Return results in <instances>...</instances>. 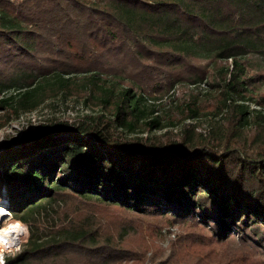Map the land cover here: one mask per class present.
Returning <instances> with one entry per match:
<instances>
[{
	"label": "trees",
	"instance_id": "obj_1",
	"mask_svg": "<svg viewBox=\"0 0 264 264\" xmlns=\"http://www.w3.org/2000/svg\"><path fill=\"white\" fill-rule=\"evenodd\" d=\"M0 13V108L62 97L94 111L0 147V198L22 226L0 245L34 237L4 264L264 260V0H0Z\"/></svg>",
	"mask_w": 264,
	"mask_h": 264
},
{
	"label": "rangeland",
	"instance_id": "obj_2",
	"mask_svg": "<svg viewBox=\"0 0 264 264\" xmlns=\"http://www.w3.org/2000/svg\"><path fill=\"white\" fill-rule=\"evenodd\" d=\"M231 62V60H229ZM195 87L194 84H189L188 87ZM206 86L205 83H202L199 89H203ZM176 90L174 91L171 90V94H176V95H183V93H187L188 89L186 88L187 86L185 85H176ZM258 91L261 94V96H264V81L260 82L258 85ZM163 98L165 100L167 97ZM183 98V96H181ZM255 106V105H254ZM94 113L93 109L86 107L84 104L81 102L74 100L72 98L69 99H64L62 97H57L53 100H50L43 104L42 106L31 110V111H26L21 113L20 115H16L15 113L7 110V109H2L0 108V147L4 146L5 143L9 140L13 139H21L22 134L26 131H30L31 133H36L43 125L49 124V123H55L58 121H74V120H79L81 118H84L85 115ZM211 120H200V127H198L199 130L204 131L207 129L209 126H211ZM166 129L162 130H153V131H147L145 133H142L143 137H152L155 134L163 133L165 132ZM178 131L179 129L176 128L174 129ZM129 137L133 138L136 135L135 134H130L128 135ZM2 197L0 198V203L7 204L9 203L10 199V194L8 193L6 188H3L2 192ZM9 210V207H8ZM20 215H23L21 212H19ZM18 216V215H17ZM16 216L12 215V211H8V214H4L3 211H0V231L4 229H8L10 223H15L20 225L22 228L21 224L16 221L15 219ZM27 219V218H26ZM30 229L33 231V225L32 223L27 219ZM177 227H170V230L173 232L177 231ZM169 229H164L163 233L158 239V242L163 243L164 246H167L169 243V240L171 238H174L175 233H172L169 235L168 233ZM34 232V231H33ZM20 233H22V229L20 230ZM22 236L20 235V238L18 242L15 245H12L11 247H2L3 249V254L1 257H3V260L5 261L8 257H14L16 254H18L21 246L23 243L28 242L32 240L34 237L31 235L30 237L24 239L21 242ZM21 243V244H20ZM20 245V246H19ZM18 248V249H17ZM152 249L148 250L147 254L145 255V259L142 261L141 264H157L156 262L150 260V256L152 254ZM260 256V255H258ZM258 256L255 257V262L257 264H264L260 258H257ZM0 257V258H1Z\"/></svg>",
	"mask_w": 264,
	"mask_h": 264
},
{
	"label": "built area",
	"instance_id": "obj_3",
	"mask_svg": "<svg viewBox=\"0 0 264 264\" xmlns=\"http://www.w3.org/2000/svg\"><path fill=\"white\" fill-rule=\"evenodd\" d=\"M10 1H13V2H21V1H24V0H10ZM0 264H4L3 257H1V259H0ZM148 264H152V263H148Z\"/></svg>",
	"mask_w": 264,
	"mask_h": 264
},
{
	"label": "bare ground",
	"instance_id": "obj_4",
	"mask_svg": "<svg viewBox=\"0 0 264 264\" xmlns=\"http://www.w3.org/2000/svg\"><path fill=\"white\" fill-rule=\"evenodd\" d=\"M5 205V204H4ZM6 206V205H5ZM7 207V206H6ZM7 209H8V207H7ZM7 211H9V210H7ZM2 254H3V249H2V247L0 246V257L2 256ZM1 259V258H0Z\"/></svg>",
	"mask_w": 264,
	"mask_h": 264
}]
</instances>
